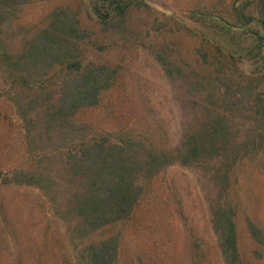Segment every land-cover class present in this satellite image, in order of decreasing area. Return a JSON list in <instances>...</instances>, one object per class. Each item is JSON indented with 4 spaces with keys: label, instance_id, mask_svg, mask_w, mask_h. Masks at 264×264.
I'll use <instances>...</instances> for the list:
<instances>
[{
    "label": "trees",
    "instance_id": "16d2710c",
    "mask_svg": "<svg viewBox=\"0 0 264 264\" xmlns=\"http://www.w3.org/2000/svg\"><path fill=\"white\" fill-rule=\"evenodd\" d=\"M33 1L0 0V71L8 93L13 89L28 140L34 136L31 126L41 123L39 139L45 135L54 142L51 151L36 155V162L63 163L67 195L59 200L63 189L42 190L72 236L86 238L132 219L151 180L177 164L194 171L204 189L223 264H246L240 242L242 210L247 236L258 245L254 254L263 257L264 224L242 207L240 181L264 174V0L234 3L226 7V15L194 10V24L165 13L158 17L152 53L178 88L185 117L177 141L159 127L158 133L128 126L117 132L79 123L80 113L100 104L118 71L86 61L85 47L92 44L71 7L56 9L48 27L25 39L21 48L13 47L8 28ZM81 1L103 34L123 33L135 9L154 11L148 0ZM170 34L196 37L200 46L185 54L170 44ZM23 91L28 95L22 96ZM44 172L20 170L15 181L46 188L56 178ZM119 239L114 233L92 240L78 263L120 264ZM199 247L195 242L192 264L201 263Z\"/></svg>",
    "mask_w": 264,
    "mask_h": 264
},
{
    "label": "rangeland",
    "instance_id": "374dc122",
    "mask_svg": "<svg viewBox=\"0 0 264 264\" xmlns=\"http://www.w3.org/2000/svg\"><path fill=\"white\" fill-rule=\"evenodd\" d=\"M148 1L154 11L135 9L123 33L103 34L81 0H35L24 5L8 28L12 30L9 41L16 49L21 48L25 39L49 26L56 9L71 7L79 13L92 44L85 47L86 61L104 63L118 71L100 104L80 113L79 123L117 132L128 126L158 133L159 127L167 131L169 140L177 141L185 117L178 88L152 53L155 47L151 37L161 23L158 17L164 18L165 13L194 24V10L209 9L226 15L227 6L251 0ZM249 11L256 12L253 8ZM168 40L185 54L200 46L196 37L186 34H170ZM5 81L0 71V264H79V254L86 244L114 233L120 238V264H192L195 242L200 244V264H223L204 189L198 185L194 171L177 164L151 180L132 219L98 229L86 238L73 237L56 204L42 190L63 189L59 200L67 195L63 163L61 159L36 162V155L51 151L54 142L45 135L39 139L41 123L31 126L34 139L28 140L27 125L12 99L13 89L9 87L8 93ZM24 93L22 96L28 95ZM33 168L50 172L55 183L47 182L46 188H39L15 181L20 170ZM240 184L244 189L242 207L264 224V174L242 178ZM241 213L240 242L246 264H264V248L263 257L254 254L258 245L247 236L246 211Z\"/></svg>",
    "mask_w": 264,
    "mask_h": 264
}]
</instances>
